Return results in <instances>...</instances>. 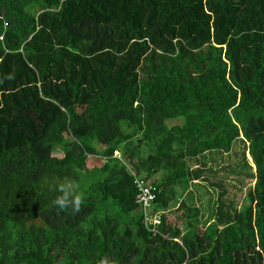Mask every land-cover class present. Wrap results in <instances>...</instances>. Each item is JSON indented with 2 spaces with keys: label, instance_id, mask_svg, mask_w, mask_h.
<instances>
[{
  "label": "trees",
  "instance_id": "trees-1",
  "mask_svg": "<svg viewBox=\"0 0 264 264\" xmlns=\"http://www.w3.org/2000/svg\"><path fill=\"white\" fill-rule=\"evenodd\" d=\"M102 261L264 264V0H0V264Z\"/></svg>",
  "mask_w": 264,
  "mask_h": 264
},
{
  "label": "rangeland",
  "instance_id": "rangeland-1",
  "mask_svg": "<svg viewBox=\"0 0 264 264\" xmlns=\"http://www.w3.org/2000/svg\"><path fill=\"white\" fill-rule=\"evenodd\" d=\"M181 121H170V125H174V124H179ZM242 144L239 143L235 146L233 152L229 155H225L223 156L222 158H216V161L217 159L222 162L220 163L221 166L224 168V167H229L225 173L221 172V175L224 176L227 181H226V185L228 186V188H230V190L232 192H234L235 194H237V198L239 201L242 202V199L244 198L245 196V191L246 189L241 193L239 192L238 190L235 189V185L239 186L238 183H237V176L236 175H233L230 171L233 169H235V162H238L237 165L239 164L241 167L236 169V171H240V172H247V169L244 168L242 166V163L240 162V155H241V151H242ZM54 156H57L59 158H62L63 157V154L61 153V151H55L54 152ZM246 156H247V159L248 161L250 162V164H252V170L255 171V167L252 163V159L251 157H249L248 153H246ZM231 168V169H230ZM223 174H227V175H223ZM79 185V191L83 194H85L88 189H89V186L91 184V181L89 179H83L80 183H77ZM250 185H253V184H250ZM248 185V186H250ZM202 191L204 192V190L202 189ZM207 196H204L203 197V200L204 201H207ZM171 218L176 221L177 218H179V213L177 211H173L172 214H171ZM181 228H184L183 226H181Z\"/></svg>",
  "mask_w": 264,
  "mask_h": 264
},
{
  "label": "clouds",
  "instance_id": "clouds-1",
  "mask_svg": "<svg viewBox=\"0 0 264 264\" xmlns=\"http://www.w3.org/2000/svg\"><path fill=\"white\" fill-rule=\"evenodd\" d=\"M53 189L59 193L53 201L55 207L61 210L71 209L74 215L81 211L84 195L79 191V185L75 180L65 178L57 182ZM101 264H108V262L102 261Z\"/></svg>",
  "mask_w": 264,
  "mask_h": 264
},
{
  "label": "built area",
  "instance_id": "built-area-1",
  "mask_svg": "<svg viewBox=\"0 0 264 264\" xmlns=\"http://www.w3.org/2000/svg\"><path fill=\"white\" fill-rule=\"evenodd\" d=\"M116 155L119 156L118 153H116ZM137 186H138L139 191H140L137 203L143 205V207H144V212H145V216H146L145 224L149 228H151L152 231H156V228L158 226H160V224H161L160 215H155L153 217H150L147 213L149 207H151L156 196L152 192L150 185L147 182H145L144 179L137 180Z\"/></svg>",
  "mask_w": 264,
  "mask_h": 264
}]
</instances>
